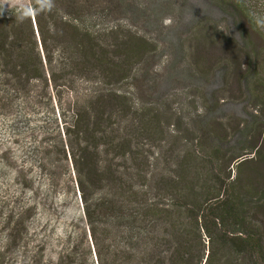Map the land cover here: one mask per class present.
Instances as JSON below:
<instances>
[{"label": "trees", "instance_id": "16d2710c", "mask_svg": "<svg viewBox=\"0 0 264 264\" xmlns=\"http://www.w3.org/2000/svg\"><path fill=\"white\" fill-rule=\"evenodd\" d=\"M221 1L226 11L244 16L242 0ZM47 3V11H36ZM28 4L34 11L25 20L0 7V88L16 93L75 77L103 86L75 98L63 130L97 264H264V177L246 181L229 170L234 162L239 172L254 162L257 144L228 148L237 134L247 143L249 126L234 116L227 123L217 116L188 123L181 117L183 129L170 145L178 154L153 155L172 114L145 75L135 74L150 68L158 51L155 38L121 23L129 11L138 15V2ZM124 82L137 86L144 106L136 108L130 94L114 88ZM117 116L130 119L124 129ZM61 264H73L70 254Z\"/></svg>", "mask_w": 264, "mask_h": 264}, {"label": "rangeland", "instance_id": "374dc122", "mask_svg": "<svg viewBox=\"0 0 264 264\" xmlns=\"http://www.w3.org/2000/svg\"><path fill=\"white\" fill-rule=\"evenodd\" d=\"M135 1L138 15L129 11L121 23L158 45L154 64L135 74L145 75L150 91L172 114L153 155L178 154L170 145L183 129L181 117L188 123L198 115L208 121L217 116L227 123L234 116L250 132H245L247 143L237 134L228 148L248 149L255 143L259 151L241 172L234 162L232 177H264V0H242L240 18L221 0ZM14 3L29 0H0V7L11 16ZM100 82L75 77L16 93L0 88V264H61L68 254L73 264L98 263L63 130L75 98L102 91ZM129 82L114 88L130 94L131 104L141 108L145 101ZM114 119L122 129L130 120Z\"/></svg>", "mask_w": 264, "mask_h": 264}, {"label": "clouds", "instance_id": "9594fccd", "mask_svg": "<svg viewBox=\"0 0 264 264\" xmlns=\"http://www.w3.org/2000/svg\"><path fill=\"white\" fill-rule=\"evenodd\" d=\"M50 3H47V4H42L40 5L36 11L38 12H45L48 10V8L50 7ZM12 7L16 10L17 14H18V17L21 19V20H25V19H28L32 16L33 14V7L29 4H24V3H19V4H13Z\"/></svg>", "mask_w": 264, "mask_h": 264}, {"label": "water", "instance_id": "95a60500", "mask_svg": "<svg viewBox=\"0 0 264 264\" xmlns=\"http://www.w3.org/2000/svg\"><path fill=\"white\" fill-rule=\"evenodd\" d=\"M240 163V162H239Z\"/></svg>", "mask_w": 264, "mask_h": 264}]
</instances>
